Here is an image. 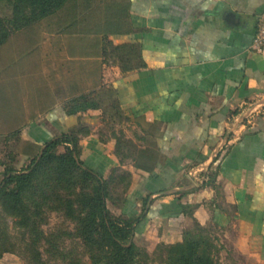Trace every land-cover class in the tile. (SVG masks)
Segmentation results:
<instances>
[{"label":"crops","instance_id":"obj_1","mask_svg":"<svg viewBox=\"0 0 264 264\" xmlns=\"http://www.w3.org/2000/svg\"><path fill=\"white\" fill-rule=\"evenodd\" d=\"M263 14L264 0H67L0 47L6 121L39 148L86 126L84 166L127 174L108 207L140 217L137 244L212 224L264 263ZM80 97L98 107L71 113Z\"/></svg>","mask_w":264,"mask_h":264},{"label":"rangeland","instance_id":"obj_2","mask_svg":"<svg viewBox=\"0 0 264 264\" xmlns=\"http://www.w3.org/2000/svg\"><path fill=\"white\" fill-rule=\"evenodd\" d=\"M14 5L13 0H0V17L13 18ZM8 28L12 29L11 26ZM3 90L5 92L0 80V162H5L16 170H27L32 167L33 158L39 156L45 146L39 148L31 142L23 141L21 135L17 134L21 127L19 121H6L3 112L6 110L8 99ZM104 122L105 126L113 125V120L105 119ZM7 127L10 130L6 129ZM87 129L86 126H82L79 128L80 131H74L73 135L81 138L79 135ZM64 151L65 146L57 148L58 154ZM21 152L23 155L19 154ZM55 167L56 165H52L40 169L37 179L38 190L35 192L32 190L30 198L26 200L28 206L25 216H16L11 205L0 202V259L3 260L1 264H69L70 261L77 264H96L92 258L93 254L86 248L77 231L80 228V219L88 212V200L94 195L97 184L94 180H88L81 171L76 170L70 182L69 180L61 182V176ZM127 179V174H120L108 180V206L119 205L122 194L120 189L124 187L126 190L129 186L126 183ZM43 183L45 187L40 186ZM45 196H47L45 199L48 200L47 204L41 206ZM36 205L40 207L37 208ZM109 210L113 217L126 218L117 216L110 208ZM39 211L41 216L36 217L35 226L29 218ZM197 225L198 222H194L186 231L194 232L193 236L201 234L203 247L211 264H264L241 253L233 245L230 235L224 228L212 224H200L203 230L198 232L195 231ZM136 245L142 257L149 256L150 264H164L162 258L165 256L162 254H166L165 246L172 244L159 243L152 249L148 244L136 243ZM94 257L97 259V256Z\"/></svg>","mask_w":264,"mask_h":264},{"label":"trees","instance_id":"obj_3","mask_svg":"<svg viewBox=\"0 0 264 264\" xmlns=\"http://www.w3.org/2000/svg\"><path fill=\"white\" fill-rule=\"evenodd\" d=\"M67 0H13L15 15L11 19L0 17V47L7 42L17 30L24 29L39 20L53 14L60 9ZM8 21V22H7ZM7 23V25H6ZM11 26L12 29H9ZM85 97L75 100V107L71 113L96 108L97 104L87 103ZM17 134H19L17 132ZM59 146H65L64 153H57ZM80 138L71 133H63L60 138L48 141L39 156L32 160V167L27 170H16L7 163L0 162L4 170L0 172V202L11 205L16 216H25L26 207L32 190L37 191V179L40 169L56 165L60 174V181L69 182L74 178V172L81 171L88 180L97 184L94 195L89 197V209L84 218L80 219V228L77 234L82 238L86 248L93 254L96 264H150L149 256L142 257L136 245L134 236L136 222L140 217H113L108 207V180L86 168L81 161ZM71 172V174H70ZM65 178H64V177ZM69 178V179H68ZM45 187V183L40 184ZM44 197L43 204L48 200ZM51 202V200H50ZM147 202V200H146ZM146 204V203H145ZM81 206V205H80ZM39 208V205H36ZM40 211L33 214L29 221L36 223ZM36 226V225H35ZM198 223L195 231H202ZM194 232L185 231L182 242L166 247V254H162L164 264H211L210 258L204 249L201 234L193 236ZM68 256V255H67ZM97 256V259L96 257ZM69 264H77L70 261Z\"/></svg>","mask_w":264,"mask_h":264},{"label":"built area","instance_id":"obj_4","mask_svg":"<svg viewBox=\"0 0 264 264\" xmlns=\"http://www.w3.org/2000/svg\"><path fill=\"white\" fill-rule=\"evenodd\" d=\"M254 44H255V47H257L258 49L264 48V14L260 19L258 30L254 38ZM261 107L263 106H261L259 102L253 105L252 108L246 113L247 116L245 118V123L244 121L243 122L241 121L242 122L241 124H245V125L251 124L253 122L251 117L254 118L256 116V115L254 116V114H258V115L262 114L263 111H260ZM235 132L236 130H231V135H229L227 137V140H225V142L220 146L219 150L216 153L217 159H220L224 155V153L227 151V149L230 146L229 143L235 140L234 137L232 138V135L234 136ZM199 178L201 180H204V178L206 177L200 174Z\"/></svg>","mask_w":264,"mask_h":264}]
</instances>
